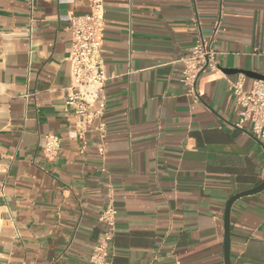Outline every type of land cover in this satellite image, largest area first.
<instances>
[{
  "label": "crops",
  "instance_id": "0c3cea01",
  "mask_svg": "<svg viewBox=\"0 0 264 264\" xmlns=\"http://www.w3.org/2000/svg\"><path fill=\"white\" fill-rule=\"evenodd\" d=\"M88 12L0 0V264H86L106 208L113 264H224L225 203L264 177V142L236 125L238 73L224 70L264 75V0H104L102 143L75 135L65 104L64 18ZM212 34L219 71L190 93L180 58ZM46 135L60 138L53 157ZM229 232L230 264H264V190L232 204Z\"/></svg>",
  "mask_w": 264,
  "mask_h": 264
},
{
  "label": "built area",
  "instance_id": "2783aa9c",
  "mask_svg": "<svg viewBox=\"0 0 264 264\" xmlns=\"http://www.w3.org/2000/svg\"><path fill=\"white\" fill-rule=\"evenodd\" d=\"M88 1V13L68 14L64 18L70 33L66 56L70 85L65 104L70 107L75 118V135L82 138L86 132L93 131L102 143L105 137V124L102 120L106 107L104 83L107 79L101 54L104 0ZM213 41V34L198 36L190 52L180 58L183 64L181 82L190 93H195V82L201 73L219 71ZM244 81L245 76L241 73L229 81L230 90L239 107L236 125L243 128L245 123H249L251 132L264 142V80H253L249 90L244 89ZM59 148V137H44L43 152L47 157L55 156ZM103 149L100 146L98 151L102 153ZM114 215L115 210L112 208H106L100 214L99 220L105 223V227L86 264H113L108 247L114 232Z\"/></svg>",
  "mask_w": 264,
  "mask_h": 264
},
{
  "label": "water",
  "instance_id": "95a60500",
  "mask_svg": "<svg viewBox=\"0 0 264 264\" xmlns=\"http://www.w3.org/2000/svg\"><path fill=\"white\" fill-rule=\"evenodd\" d=\"M228 74L235 73H243L247 77H252L255 79L264 80V75L258 74L256 72L247 71V70H239L228 68L224 70ZM264 190V177L263 180L254 186L253 188L238 192L229 197V199L225 203L224 207V217H223V253H224V264H230V232H229V224H230V210L232 204L241 197L255 195Z\"/></svg>",
  "mask_w": 264,
  "mask_h": 264
}]
</instances>
